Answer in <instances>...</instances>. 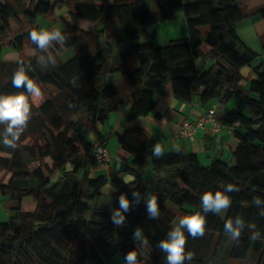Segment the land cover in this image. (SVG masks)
<instances>
[{
	"label": "trees",
	"instance_id": "16d2710c",
	"mask_svg": "<svg viewBox=\"0 0 264 264\" xmlns=\"http://www.w3.org/2000/svg\"><path fill=\"white\" fill-rule=\"evenodd\" d=\"M58 8H67L58 18L60 28L53 26L56 18L48 30H59L66 39L41 50L28 34ZM253 9V27L260 35L264 0H0V94L25 91L11 84L20 63L31 66L28 74L41 89L40 96L29 97L30 117L15 146L0 136V172L8 175L0 181V196L15 205L0 222V264H107L133 249L141 264H166L158 244L178 213L201 210V194L223 191L229 183L234 190L228 193L224 218L222 212H209L202 236L185 231V253L191 259L184 264H264V202L254 200L264 201V70L254 68L245 89L240 70L258 54L237 33ZM177 10L187 38L160 46L136 43L146 27L172 21ZM81 19L94 23L93 30L79 28ZM126 42L131 47L115 54L114 46ZM4 46L17 55L15 60L3 58ZM65 50L72 52L68 61L60 58ZM41 55L53 56L55 65L38 63ZM111 76L119 82H109ZM168 84L174 99L183 103L197 100L207 106L235 98L236 106L218 116L231 129L225 141L228 160L214 158L202 165L197 154L180 151L157 157L155 141L144 129L127 128L113 136L131 156L125 172L132 180L94 176L96 141L88 137L87 124H104L123 107L129 108L126 121L147 116L156 106L153 91ZM98 140L104 144L107 139ZM107 188L114 190L105 194ZM135 191L144 199L157 197L159 216L150 219L141 199L130 205L125 224H113L119 196L127 194L132 201ZM27 198L32 211L22 209ZM237 217L244 223L234 240L224 225ZM13 221L18 225L12 230ZM138 226L144 243L133 240ZM255 232L259 235L253 239Z\"/></svg>",
	"mask_w": 264,
	"mask_h": 264
},
{
	"label": "crops",
	"instance_id": "0c3cea01",
	"mask_svg": "<svg viewBox=\"0 0 264 264\" xmlns=\"http://www.w3.org/2000/svg\"><path fill=\"white\" fill-rule=\"evenodd\" d=\"M63 12L67 11V8H63ZM258 9V8H257ZM257 9L250 10L248 13L249 18L253 17L257 13ZM247 13V14H248ZM56 18V17H55ZM253 19V21H254ZM252 21V26H253ZM47 22V21H46ZM171 22V25L175 26V31H179L175 33L174 30L170 28L171 25L169 23L164 28V31L171 30L165 34L164 39H159V35L157 39H155V33L157 35V29L160 28V25L155 27H150V33H148V27L145 28L144 33L140 38H143L145 35L148 36L147 41L140 42L139 40L136 43H146L152 42L157 46L163 45L167 41L184 39L187 38V27L185 25V19L182 15V12L176 11L175 18ZM242 24V23H241ZM77 26L86 31H92L95 24L86 20H78ZM40 28V26L38 25ZM153 28V30L151 29ZM152 30V31H151ZM253 36L250 35L251 41L255 43L257 46H253L254 50L239 37L244 44H246L249 48L255 51L260 57V53L264 54V33L257 35L254 27H253ZM238 33V31H237ZM239 36V35H238ZM169 37V38H168ZM130 42H126L122 44L120 47L114 46L115 54L123 53L131 47ZM264 65V64H263ZM255 67L253 66V69ZM264 70V67H262ZM244 69V68H243ZM249 68L247 76L245 79L249 80V77L254 74L251 73ZM242 70V69H241ZM240 70V73H241ZM254 72V71H253ZM251 73V76H249ZM244 77V76H243ZM255 77V75H254ZM253 77V78H254ZM251 78V79H253ZM250 79V80H251ZM109 82L118 83L119 79L117 76L109 77ZM249 82H244L245 89H248ZM153 94L156 98V106L153 111H151L147 116L138 117L133 120L126 121L127 115L129 114V108L123 107L119 112L110 114L108 121L104 124L98 123H89L87 124L88 130L91 131L89 134L94 141H99L98 138L100 136L106 137V142L104 145L108 150L111 160L109 163L101 165H93L91 168V172L94 176H97L95 172L100 171L98 175H106L108 177H118L124 182H130L132 180L131 176H129L126 172V166H128L131 162V156L125 153L120 149L119 145L116 142V146L114 147V152L110 151L109 143L111 138L115 133H120L125 129H144L155 141V144L159 143L164 146L165 151L163 154L172 153V152H193L197 154L198 159L201 162V159L205 162L207 160L208 164L214 158H221L224 160H228V151L225 146V141L229 137L230 132L228 131V126L226 129L222 130L220 134H215L210 127H207L205 130L198 131L192 137L183 139L180 138L177 134L180 124L184 121L194 122L197 120L199 115L202 112L210 107H215L218 116L224 115L231 108L228 107V104H221L218 101H215L211 105L201 106L197 100H193L191 103H183L174 99L170 85H165L160 88H157L153 91ZM102 142V141H100ZM202 155V157H201ZM203 162H201L202 164ZM207 165V164H206ZM94 167V168H93ZM149 178V177H146ZM114 188H107L105 194L112 192ZM184 215L181 214V217Z\"/></svg>",
	"mask_w": 264,
	"mask_h": 264
},
{
	"label": "clouds",
	"instance_id": "9594fccd",
	"mask_svg": "<svg viewBox=\"0 0 264 264\" xmlns=\"http://www.w3.org/2000/svg\"><path fill=\"white\" fill-rule=\"evenodd\" d=\"M28 38L39 49H47L51 42L65 41L66 37L59 30H33L28 34ZM38 63H51L55 65L56 60L53 56L47 57L41 55L38 58ZM31 66H25L24 63H20L16 70L12 74L11 84L16 89L23 88L25 91H21L17 94H0V124H4V129L0 132L2 136V142L9 146H15V142L22 132L30 117V103L29 97H38L41 95V89L38 82L29 76ZM153 155L161 156L165 148L161 144L157 143L153 147ZM234 190L232 184H227L223 191L212 190L205 191L200 196V208L197 212L185 215L181 217L178 223L171 228L166 238L159 241L158 247L162 252L166 253V264H184L186 259H191V253H185L186 236L185 231L192 236H202L205 232L206 216L209 212L221 213L222 210H226L231 203L230 196ZM132 201L129 200L127 194L122 193L119 196V207L115 208L111 212V220L115 225H123L126 221V213L130 210L131 204H139L141 199L146 203V210L150 219H155L159 216V208L157 203V197L155 195H149L147 199L141 196L139 191L132 192ZM257 205L261 204V198H254ZM243 220L237 217L234 221L228 220L225 225V231L230 235L232 239L239 238L241 229L243 227ZM259 235L258 232L253 233L252 238L255 239ZM133 240L141 243L146 242L144 230L141 227H136L132 233ZM123 264H141L138 260V253L136 249L128 251L123 257Z\"/></svg>",
	"mask_w": 264,
	"mask_h": 264
},
{
	"label": "rangeland",
	"instance_id": "374dc122",
	"mask_svg": "<svg viewBox=\"0 0 264 264\" xmlns=\"http://www.w3.org/2000/svg\"><path fill=\"white\" fill-rule=\"evenodd\" d=\"M63 10L64 9H59L58 8V9L55 10V12L53 14H50L49 16L45 17L44 19H39L38 22H37V25L40 26L39 30H41V29L48 30V27L52 26V24L49 25V22H53L54 19H56V18H57V21L55 22V24L53 26L60 28V26H59L60 22L58 21V18L60 16L61 12H63ZM177 11L182 12L181 10H177ZM253 19L254 18H249L248 17V18L244 19L242 22H240L238 24V35H239V37H241L242 40H244V42L246 44L251 46L252 49L254 48L253 46H257V45H255L254 42L251 41V38H250V35L253 36V33H254L253 26H252ZM168 23H169V25H171L170 24L171 22H160V23H156V24H151V25L148 26V33H150V30H149L150 27L153 26L156 29L157 26L160 25V28L157 29V35L155 33V39H157V37L159 35V39L162 40V39L165 38V34L166 33L171 32V30L164 31V28L167 26ZM170 28L172 30H174L175 26L171 25ZM151 29L153 30V28H151ZM53 30H56V29H53ZM178 31H179V28H178ZM178 31L174 30L175 33H178ZM147 40H149V39H148V36H146V35L143 38L139 39L140 42H145ZM3 52H4L3 58L5 60H15L17 58V55L13 54L6 46H4ZM71 56H72V52L69 51V50L62 51L61 54H60V58H61L62 61H68L71 58ZM263 64H264V54L260 53V57L256 58L252 62L251 66H248V67H245L244 69H242L241 70V74L244 76V78H246L249 68L253 69V66L256 68L258 65H261L262 67H264ZM253 70H251L252 74H254ZM251 73H249V76H251ZM253 77H254V75L249 77V80L245 79V81L248 82ZM229 101H230V103H229ZM227 103H229L228 104L229 108H233L234 106H236L235 98H230ZM88 137L91 138L90 135ZM116 142H117V140L113 136L111 138L110 143H109V147H110L109 149H110V151H112V153L115 151L114 147L116 146ZM201 157H202V155H201ZM200 159H201V162H203L202 165L208 164L207 160H205V162H204L202 160V158H200ZM101 166H104V164H102ZM99 173H100V171L95 172L96 175H98ZM145 176L149 177L148 180L151 179V174H150L149 168L147 169V172H146ZM7 179H8V175L6 173H4V172H0V181L1 182H6ZM149 182L150 181H147V185L149 184ZM13 205L14 204L7 197L6 198H2L0 196V222L7 220V214L10 211V208ZM22 209L26 210V211H32L34 209V204H33L32 200L29 199V198L25 199L23 201V203H22ZM225 212H226V210L222 211V215H221L222 218H224ZM178 214L179 215L176 217V219L173 222V225H172L173 227L175 226L176 223H178L179 219L181 218L180 213H178ZM17 225H18V222H15V221L10 222V227H11L12 230L15 229L17 227ZM107 264H123V260H122V258L120 256V254H116L113 257V259L110 262H108ZM241 264H251V263L248 261V262H243Z\"/></svg>",
	"mask_w": 264,
	"mask_h": 264
},
{
	"label": "built area",
	"instance_id": "2783aa9c",
	"mask_svg": "<svg viewBox=\"0 0 264 264\" xmlns=\"http://www.w3.org/2000/svg\"><path fill=\"white\" fill-rule=\"evenodd\" d=\"M210 127L215 134H220L227 126L221 123L215 107H210L202 112L196 121L190 122L184 120L177 131L180 138L187 139L192 137L198 131L205 130ZM230 132V127L228 128ZM93 158L96 165L107 164L111 160V156L103 143L98 141L93 145Z\"/></svg>",
	"mask_w": 264,
	"mask_h": 264
}]
</instances>
